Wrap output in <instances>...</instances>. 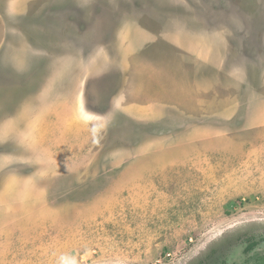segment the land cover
Masks as SVG:
<instances>
[{
	"label": "rangeland",
	"instance_id": "rangeland-1",
	"mask_svg": "<svg viewBox=\"0 0 264 264\" xmlns=\"http://www.w3.org/2000/svg\"><path fill=\"white\" fill-rule=\"evenodd\" d=\"M0 264H264V0H0Z\"/></svg>",
	"mask_w": 264,
	"mask_h": 264
},
{
	"label": "trees",
	"instance_id": "trees-1",
	"mask_svg": "<svg viewBox=\"0 0 264 264\" xmlns=\"http://www.w3.org/2000/svg\"><path fill=\"white\" fill-rule=\"evenodd\" d=\"M255 243H252V244H250L247 248H246V252H249V251H251L254 247H255Z\"/></svg>",
	"mask_w": 264,
	"mask_h": 264
},
{
	"label": "flooded vegetation",
	"instance_id": "flooded-vegetation-1",
	"mask_svg": "<svg viewBox=\"0 0 264 264\" xmlns=\"http://www.w3.org/2000/svg\"><path fill=\"white\" fill-rule=\"evenodd\" d=\"M253 243H255V242H253ZM250 244H252V243H250ZM250 244H248L247 247H248ZM255 244H256V243H255ZM256 245H257V244H256ZM256 245H255V247H256ZM247 247H246V248H247ZM255 247H254V248H255ZM254 248H253L251 251H249V252H246V251H245V253H250V252H252V251L254 250ZM245 250H246V249H245Z\"/></svg>",
	"mask_w": 264,
	"mask_h": 264
}]
</instances>
